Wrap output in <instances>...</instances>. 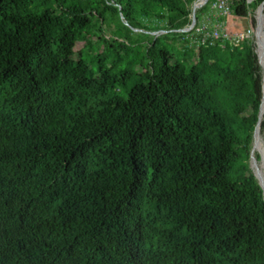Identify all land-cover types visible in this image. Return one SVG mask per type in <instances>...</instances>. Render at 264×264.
<instances>
[{"label": "trees", "instance_id": "trees-1", "mask_svg": "<svg viewBox=\"0 0 264 264\" xmlns=\"http://www.w3.org/2000/svg\"><path fill=\"white\" fill-rule=\"evenodd\" d=\"M197 1L0 0V264H264V70Z\"/></svg>", "mask_w": 264, "mask_h": 264}, {"label": "built area", "instance_id": "built-area-1", "mask_svg": "<svg viewBox=\"0 0 264 264\" xmlns=\"http://www.w3.org/2000/svg\"><path fill=\"white\" fill-rule=\"evenodd\" d=\"M248 2L252 0H247ZM233 0H214L212 8L216 14L213 16H207L196 27L191 36H197V43L203 44L210 42L215 44L216 42L224 43V41H230L233 45H239L243 40L250 38L253 35L252 27H247L241 31L230 28L227 16L232 13ZM215 18V19H214ZM215 20V21H214ZM196 25V24H195ZM190 25L183 31H190Z\"/></svg>", "mask_w": 264, "mask_h": 264}, {"label": "water", "instance_id": "water-1", "mask_svg": "<svg viewBox=\"0 0 264 264\" xmlns=\"http://www.w3.org/2000/svg\"><path fill=\"white\" fill-rule=\"evenodd\" d=\"M207 2L208 0H198L197 2H195L193 6L192 21L190 24V29L194 27L196 24L197 8L206 4ZM256 11L258 14L257 16L258 25H257V32H256L257 45H258L257 55H258L259 63L264 70V2L258 6ZM263 118H264V83H263V97H262V103H261L260 112H259V119H258V123L254 130L253 144H252V150L250 154V166H258V164L260 163L262 164L264 162L263 161L264 160V139L262 142V146H263L262 149L259 147V144H258V137L260 135L261 122ZM256 152L259 153L261 159L259 160L257 159ZM263 168H264V165H263ZM255 175H256V178L258 179L260 186L262 187L263 195H264V181L261 177V172L257 170Z\"/></svg>", "mask_w": 264, "mask_h": 264}, {"label": "rangeland", "instance_id": "rangeland-1", "mask_svg": "<svg viewBox=\"0 0 264 264\" xmlns=\"http://www.w3.org/2000/svg\"><path fill=\"white\" fill-rule=\"evenodd\" d=\"M211 13H213V14H216L215 13V11L213 10H211L210 11V14ZM230 18H229V26H230V28H232V29H234V30H237V31H241V30H243V29H246L247 27H252V29H253V35L251 36L252 38L254 37L255 38V42H256V44H257V36H256V32H257V25H258V22H257V16H258V14H257V11H255L254 12V16H255V18H256V24L254 25L253 23H252V21H251V19H247V17H238V16H234L233 14H230ZM215 19V18H214ZM215 21V20H214ZM110 26H112V25H110ZM111 29L108 27V26H106V27H104V33H106L107 35H110L111 33ZM140 32H142V33H140ZM163 32V31H162ZM155 33L157 34V32H152L151 30L149 31V30H143V29H133V31L131 32V36L132 37H134L135 39H138V40H140V41H142L143 43H145L144 45H146V43L155 35ZM176 34V33H175ZM175 35L173 34V37H174ZM179 36V35H178ZM170 39H172V35L170 36V35H165V34H163L162 35V42L163 43H166V42H168ZM171 43H170V47H177V45L176 44H173V41H170ZM100 44V43H99ZM144 45H142L141 47H140V50L141 49H144L145 48V46ZM84 47H85V43L84 42H79L77 45H76V52L78 53L79 52V50H81V49H84ZM257 49H258V45H257V47H256ZM104 49V47L103 46H101V48H100V50H103ZM88 55H89V53L87 52V53H84L83 54V57L84 58H87L88 57ZM178 58V56H174L173 58H172V62H174L176 59ZM147 60H148V58H147ZM139 67V66H138ZM137 69V68H136ZM142 67H140V70L142 71ZM259 137H262L263 139H264V134H263V132H262V130L260 131V135H259ZM257 153V152H256ZM261 159V158H260ZM251 167V169H252V172L255 174L256 172H257V170H261L262 172H264V168H263V163L261 164H258V166H250Z\"/></svg>", "mask_w": 264, "mask_h": 264}, {"label": "bare ground", "instance_id": "bare-ground-1", "mask_svg": "<svg viewBox=\"0 0 264 264\" xmlns=\"http://www.w3.org/2000/svg\"><path fill=\"white\" fill-rule=\"evenodd\" d=\"M261 131V130H260ZM262 142H263V138L262 137H258V144H259V147L262 149L263 148V146H262ZM264 161V160H263ZM263 165H264V162H263ZM258 171H260L261 172V177H262V179H263V181H264V172H262L260 169L258 170Z\"/></svg>", "mask_w": 264, "mask_h": 264}, {"label": "crops", "instance_id": "crops-1", "mask_svg": "<svg viewBox=\"0 0 264 264\" xmlns=\"http://www.w3.org/2000/svg\"><path fill=\"white\" fill-rule=\"evenodd\" d=\"M207 16H209V15H207ZM207 16H205V18H206ZM230 17H231L230 15L227 16V21H229V18H230Z\"/></svg>", "mask_w": 264, "mask_h": 264}]
</instances>
